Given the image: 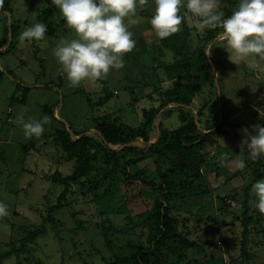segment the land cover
<instances>
[{"label": "rangeland", "instance_id": "obj_1", "mask_svg": "<svg viewBox=\"0 0 264 264\" xmlns=\"http://www.w3.org/2000/svg\"><path fill=\"white\" fill-rule=\"evenodd\" d=\"M229 1L222 0V6ZM45 5L46 0H11L10 12L0 6V202L8 206L7 215L0 216V264H134L121 258L139 248L147 253L150 264H264V237L256 223L249 225L247 258L240 256L244 188L252 181L250 158L242 141L245 128L251 133L252 125L264 126V75L232 63V77L224 80L221 68L211 64L215 76L196 97L199 107L210 101L207 107L222 109L216 142L202 149L206 163L201 172L208 193L169 202V215L178 218L174 230L195 245L185 249L171 240L158 243L155 212L156 201L162 197L153 156L119 153L106 163L98 152L94 128L97 120L140 126L142 110L158 107L171 85L164 64L171 63L175 55L163 44L166 38L158 39L148 23L152 0L138 5L140 23L129 25L136 45L124 55V67L110 70L100 81H84L75 87L52 54L61 39L74 35L58 8L53 17L59 24L54 35L43 41L19 42L21 32L38 22V12ZM186 25L193 46L204 32ZM221 36L206 46L214 61L223 55L229 58ZM24 86L29 87L27 93ZM106 95L102 104H96ZM260 95L256 106L263 110L261 114L248 106ZM207 107L205 117L210 112ZM237 107L246 110L230 122L227 115ZM182 113L196 117L172 106L163 108L155 122L157 134L159 128L180 127ZM21 114L26 121L49 116L43 135L26 138L16 119ZM229 127L235 132L233 137L226 134ZM58 129L76 138L86 132L92 138L90 154L96 159L81 182L71 184L62 205L49 212L63 189L56 180L70 174L75 164L54 139ZM155 133L154 128L151 138ZM237 156L246 159L244 169L235 167ZM113 161L119 162L117 168ZM260 169L264 172V158ZM253 200L250 193L252 214ZM47 215L52 220L46 223V231L18 250L21 237Z\"/></svg>", "mask_w": 264, "mask_h": 264}, {"label": "trees", "instance_id": "obj_2", "mask_svg": "<svg viewBox=\"0 0 264 264\" xmlns=\"http://www.w3.org/2000/svg\"><path fill=\"white\" fill-rule=\"evenodd\" d=\"M10 1L3 0L2 9L10 12ZM238 0H230L223 5L226 15L231 14L232 9ZM57 8L51 4V0H46V5L38 12V21L45 22L48 25L46 36L54 35L56 28L59 26L53 20ZM183 23V22H182ZM222 30L217 28L207 30L201 35L195 45L190 42V33L186 23L180 32L165 39L163 44L173 52L175 59L171 63L164 64L167 78L171 85L164 91L162 101L158 107L143 109V121L138 127L128 125H117L113 121L100 120L95 122V134L97 135V143L99 145L98 152L105 162L110 161L109 158L116 159L119 153H132L134 157L140 154L149 153L153 156L157 173L160 177L158 189L160 191L161 200L156 201V219L158 221L159 234L157 242L171 240L176 245L185 249H190L195 245L189 241L181 232L174 229V224L178 222V218L169 215V202L172 199H184L187 197L202 196L208 193V187L204 182L201 168L206 163V157L202 153V149L206 144L213 145L216 141L215 135L220 133L222 126L221 107L212 110L207 107L210 101L199 107L196 102L197 92L211 79L214 78L215 72L212 71L209 62V56L206 46L209 42L218 38ZM28 86H24V92L27 93ZM106 97H100L96 104H102ZM166 106L180 109L182 112H192L196 114L187 118L185 113L180 117L181 125L176 130L167 128H159L158 134L156 129V118L158 113ZM210 110L205 117V108ZM55 118V117H54ZM155 128V135L151 138V132ZM54 136L55 141L62 147L65 156L68 159H75L73 171L56 180L57 183L63 185V189L58 195L57 204L48 208L49 212L62 205V199L70 190L72 183H80L81 177L88 174L91 169L93 160L96 155L90 154L92 148V138L86 133L78 134V138L73 139L74 135L68 131L58 129ZM133 157V158H134ZM126 163L132 161L125 159ZM117 168L119 162L113 161ZM262 158L257 160L249 159L251 167L252 181L244 188V209L242 211L240 222L242 226L240 239V256H246V241L249 235L250 223L258 224V230L264 237V226L261 220L264 215L254 209V214L249 208V196L251 193V185L264 178V172L261 171L260 165ZM52 220L51 215L43 216L38 227L30 229L20 239L18 250L25 248L26 243L33 241L37 235L46 231V223ZM233 224V223H231ZM181 256V255H180ZM1 260V257H0ZM121 260L134 264H150L147 259V253L141 248L137 253L122 257ZM229 264H234L230 261Z\"/></svg>", "mask_w": 264, "mask_h": 264}, {"label": "clouds", "instance_id": "obj_3", "mask_svg": "<svg viewBox=\"0 0 264 264\" xmlns=\"http://www.w3.org/2000/svg\"><path fill=\"white\" fill-rule=\"evenodd\" d=\"M147 2L51 0L74 33L72 38L61 39L52 50L71 86H79L84 81H100L110 70L124 67V55L136 45L129 25L140 23L138 5ZM152 3L154 7L148 23L158 39L179 32L182 22L193 25L198 32L219 28L230 49V52L226 50L230 61L264 75V0H238L229 15L223 10L222 0H152ZM2 4L0 0V6ZM47 32L48 25L38 21L21 32L19 42L43 41ZM16 119L26 138L40 137L45 125L50 123L47 115L26 121L21 114ZM251 128V133L244 129L242 141L247 158H264V126L257 123ZM235 167L244 169L246 159L237 156ZM251 193L254 209L264 215V178L251 185ZM7 213L8 206L0 202V216Z\"/></svg>", "mask_w": 264, "mask_h": 264}, {"label": "crops", "instance_id": "obj_4", "mask_svg": "<svg viewBox=\"0 0 264 264\" xmlns=\"http://www.w3.org/2000/svg\"><path fill=\"white\" fill-rule=\"evenodd\" d=\"M221 38L224 40V37H223V35L221 36ZM225 41V40H224ZM225 48V51L227 50V51H229L230 52V49H228L227 48V46L226 47H224ZM226 51V52H227ZM225 52V53H226ZM227 54L229 55V53L227 52ZM209 56V55H208ZM209 62H210V64H215L216 66H219L220 68H221V74H222V78L224 79V80H229L231 77H232V74H233V70H232V68H234V64H232L233 62H231L230 61V59L229 58H227V56L225 55H223L222 56V58H220V59H218V61H214V60H212L210 57H209ZM231 69V70H230ZM214 70V69H213ZM262 92L264 93V90H262ZM261 92V93H262ZM261 95H263V94H261ZM261 95L260 96H258L257 98H254V100H252L249 104H248V106H249V108H251V109H253V110H255V111H257V113H262L263 112V110L260 108V107H257L256 106V102L261 98ZM245 108H242V107H237V108H234V110L233 111H229V114L227 115L229 118H227L230 122H232V120L233 121H235L236 119H239L241 116H242V114L245 112ZM256 113V114H257ZM229 130L230 131H228L226 134L228 135V136H234L235 135V132L233 131V129H231L230 127H229Z\"/></svg>", "mask_w": 264, "mask_h": 264}, {"label": "water", "instance_id": "obj_5", "mask_svg": "<svg viewBox=\"0 0 264 264\" xmlns=\"http://www.w3.org/2000/svg\"><path fill=\"white\" fill-rule=\"evenodd\" d=\"M73 139H76V137H73Z\"/></svg>", "mask_w": 264, "mask_h": 264}]
</instances>
